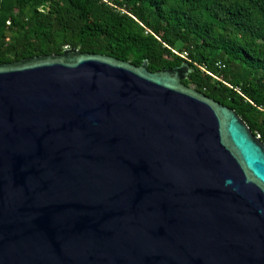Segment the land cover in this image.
I'll return each instance as SVG.
<instances>
[{"label":"water","instance_id":"water-1","mask_svg":"<svg viewBox=\"0 0 264 264\" xmlns=\"http://www.w3.org/2000/svg\"><path fill=\"white\" fill-rule=\"evenodd\" d=\"M149 66L0 65V264H264V143Z\"/></svg>","mask_w":264,"mask_h":264},{"label":"trees","instance_id":"trees-1","mask_svg":"<svg viewBox=\"0 0 264 264\" xmlns=\"http://www.w3.org/2000/svg\"><path fill=\"white\" fill-rule=\"evenodd\" d=\"M66 49L149 60L153 73L187 62L184 84L264 143V0H0V65Z\"/></svg>","mask_w":264,"mask_h":264},{"label":"built area","instance_id":"built-area-1","mask_svg":"<svg viewBox=\"0 0 264 264\" xmlns=\"http://www.w3.org/2000/svg\"><path fill=\"white\" fill-rule=\"evenodd\" d=\"M181 57H183V58H185V59H186V57H187V53H185V54L181 55ZM199 68H201L203 71H205V72H206L205 68H202L201 66H199Z\"/></svg>","mask_w":264,"mask_h":264},{"label":"rangeland","instance_id":"rangeland-1","mask_svg":"<svg viewBox=\"0 0 264 264\" xmlns=\"http://www.w3.org/2000/svg\"><path fill=\"white\" fill-rule=\"evenodd\" d=\"M203 68V67H202Z\"/></svg>","mask_w":264,"mask_h":264}]
</instances>
